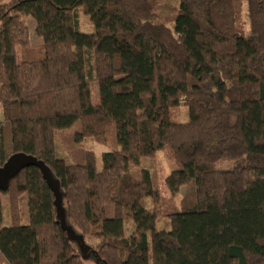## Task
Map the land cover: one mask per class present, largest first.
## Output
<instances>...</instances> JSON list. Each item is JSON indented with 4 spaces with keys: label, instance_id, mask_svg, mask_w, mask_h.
Listing matches in <instances>:
<instances>
[{
    "label": "trees",
    "instance_id": "1",
    "mask_svg": "<svg viewBox=\"0 0 264 264\" xmlns=\"http://www.w3.org/2000/svg\"><path fill=\"white\" fill-rule=\"evenodd\" d=\"M161 2L0 0V166L43 163L0 182V264H264V0ZM181 104L183 122L168 116ZM57 130L112 137L101 168L91 150L60 158ZM165 146L168 190L185 187L169 212L143 163Z\"/></svg>",
    "mask_w": 264,
    "mask_h": 264
},
{
    "label": "rangeland",
    "instance_id": "2",
    "mask_svg": "<svg viewBox=\"0 0 264 264\" xmlns=\"http://www.w3.org/2000/svg\"><path fill=\"white\" fill-rule=\"evenodd\" d=\"M172 0H162L161 2V8L160 12L162 16H166L168 14L170 3ZM78 17H79V24L80 29L83 31H92L94 29V25L92 21L89 19V16L86 15L82 9L79 8L77 11ZM29 25H30V33H31V42L33 44H38L42 42L41 38L36 34L35 32V22L29 19ZM93 99L97 101L99 99V89L98 85L96 83H93ZM168 116L179 122L186 121L188 119V107L186 105H180L178 107L171 108L168 112ZM2 119V111L0 107V123ZM112 135L111 130L108 131V136ZM55 138H56V152L59 155L60 158L64 159L66 162L70 163H80L84 162L85 160V152L87 150H91L96 154V161H97V167L100 169L102 166V154L104 151L110 149V144L112 143V137H110L109 143H101L98 142L92 138H86L81 142H77L75 140L74 131L72 130H57L55 132ZM111 142V143H110ZM143 163L146 165L151 166L153 168V172L157 173L158 177V184L162 193V197L164 200V205L162 206L163 212H169L175 209L180 208V201L181 196L185 190V187H182L180 192L177 194V196H173L170 194L168 187L165 182V178L167 174L174 168L179 166V161L175 158L172 149L170 146H165L163 149L158 151L155 156L145 158L143 160ZM234 166L233 159H230L228 157H224L218 162H216L215 167L218 169H230ZM136 168H134V171ZM47 173L49 174L52 182L57 185V181L54 178L53 174H51L49 169H46ZM137 173V172H136ZM3 201L6 203L8 201L7 196L3 195ZM144 206L147 209H151L153 207V201L151 197H147L144 201ZM26 215L23 213V221H25ZM7 222L5 219L4 223ZM69 228L74 229L72 223H68ZM155 227L158 230L161 229H170L172 227V224L170 220L166 216H161L155 225ZM134 228V222L132 218H127L124 223V233L125 236H128ZM79 233V232H77ZM80 238V237H79ZM150 238V234H149ZM82 238H80L81 240ZM87 245L84 244V246L76 242L78 248L81 251H85L87 248L88 252H91V245H94L95 240L85 238ZM88 262L87 264H95V261L90 258V255L88 256ZM152 263V260H151Z\"/></svg>",
    "mask_w": 264,
    "mask_h": 264
},
{
    "label": "water",
    "instance_id": "3",
    "mask_svg": "<svg viewBox=\"0 0 264 264\" xmlns=\"http://www.w3.org/2000/svg\"><path fill=\"white\" fill-rule=\"evenodd\" d=\"M28 159V164H39L40 166L43 165L40 161H33L30 157H26L25 160ZM25 160H22L18 163L15 162V157L10 158L3 166H0V182H4L13 175L15 171L20 170L25 165Z\"/></svg>",
    "mask_w": 264,
    "mask_h": 264
}]
</instances>
